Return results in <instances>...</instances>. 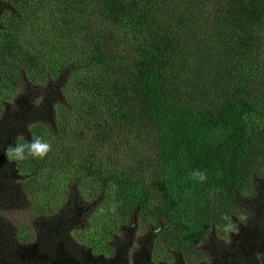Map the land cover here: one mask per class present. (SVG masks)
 <instances>
[{
    "label": "trees",
    "instance_id": "16d2710c",
    "mask_svg": "<svg viewBox=\"0 0 264 264\" xmlns=\"http://www.w3.org/2000/svg\"><path fill=\"white\" fill-rule=\"evenodd\" d=\"M263 26L264 0H0V179L35 262L264 264Z\"/></svg>",
    "mask_w": 264,
    "mask_h": 264
},
{
    "label": "rangeland",
    "instance_id": "374dc122",
    "mask_svg": "<svg viewBox=\"0 0 264 264\" xmlns=\"http://www.w3.org/2000/svg\"><path fill=\"white\" fill-rule=\"evenodd\" d=\"M261 35L264 39V26ZM13 102V110L17 113L21 109V101L16 99ZM45 110L43 111L46 112ZM25 202L29 203V201ZM28 206L26 207V204H24L22 191L13 181L0 179V264H40L35 261H42L38 259L40 253L37 251V244L35 243L38 236H40V232L37 225L36 227L34 225L39 220L34 217V214L32 218H27ZM90 213L88 207H85L81 215L82 220L88 216L90 218ZM24 224L29 231L30 225L32 226L34 233L32 236L28 232L19 233ZM135 226V224L128 225L126 233L121 236L118 234L121 241L124 237H128V242H131L129 247L131 251L132 248H137V245L140 247L142 240L145 238L144 233ZM238 231L239 228L236 229V235L228 241L230 245L235 244Z\"/></svg>",
    "mask_w": 264,
    "mask_h": 264
},
{
    "label": "clouds",
    "instance_id": "9594fccd",
    "mask_svg": "<svg viewBox=\"0 0 264 264\" xmlns=\"http://www.w3.org/2000/svg\"><path fill=\"white\" fill-rule=\"evenodd\" d=\"M51 150L50 143L46 142L42 137H36L30 142H18L14 145H9L5 150V155L9 161H25L31 158H44ZM192 176L199 181L206 180V174L199 170H194ZM230 229V226H229Z\"/></svg>",
    "mask_w": 264,
    "mask_h": 264
}]
</instances>
